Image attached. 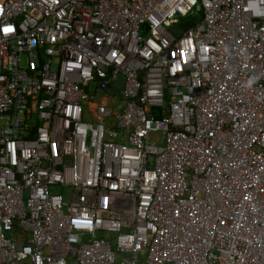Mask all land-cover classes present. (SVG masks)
<instances>
[{
	"label": "built area",
	"instance_id": "built-area-1",
	"mask_svg": "<svg viewBox=\"0 0 264 264\" xmlns=\"http://www.w3.org/2000/svg\"><path fill=\"white\" fill-rule=\"evenodd\" d=\"M0 264H264V0H0Z\"/></svg>",
	"mask_w": 264,
	"mask_h": 264
}]
</instances>
